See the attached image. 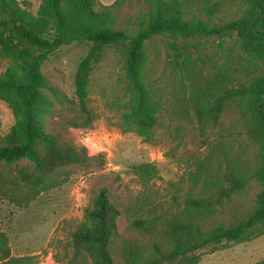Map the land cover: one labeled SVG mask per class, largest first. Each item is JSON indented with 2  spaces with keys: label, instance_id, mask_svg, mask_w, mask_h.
<instances>
[{
  "label": "trees",
  "instance_id": "1",
  "mask_svg": "<svg viewBox=\"0 0 264 264\" xmlns=\"http://www.w3.org/2000/svg\"><path fill=\"white\" fill-rule=\"evenodd\" d=\"M126 1L104 6L101 0H41L34 13L29 1L0 0V58L10 61L0 76V100L15 118L0 138V202L29 208L40 195L61 187L70 168L92 167L95 159L86 147L47 130L53 104L46 93L69 110L71 116L61 119L64 127L91 129L98 119L89 107L91 75L105 50L115 48L124 75L123 133L135 132L150 143L161 113L170 111L196 122L206 136L234 114L239 136L256 152L252 159L230 156L221 136L217 166L202 186L199 170L172 206L141 209L129 224L135 237H121L120 210L102 189L72 233L67 264H200L204 255L264 236V0H143L147 11L120 29L118 12ZM236 1L240 8L231 13ZM158 38L165 42L170 75L155 73L148 45ZM212 39L231 41L232 50L225 64L203 72L199 53L203 41ZM75 43L89 49L75 72L71 101L42 69L50 55ZM135 171L149 180L158 175L150 163ZM254 183L261 191L253 206H235ZM226 209L228 224L219 219ZM30 260L11 256L0 224V264ZM255 264H264V258Z\"/></svg>",
  "mask_w": 264,
  "mask_h": 264
},
{
  "label": "rangeland",
  "instance_id": "2",
  "mask_svg": "<svg viewBox=\"0 0 264 264\" xmlns=\"http://www.w3.org/2000/svg\"><path fill=\"white\" fill-rule=\"evenodd\" d=\"M115 1L101 0V3L110 6ZM34 2H30L31 10L36 13L41 0ZM147 8L143 0H127L118 12L119 28H127L128 19L138 17ZM238 8L236 1L231 13ZM88 49L87 43L61 47L50 55L42 69L60 95L71 101L75 99L74 75ZM148 50L156 63L157 76L164 70L170 75L164 39L151 41ZM231 50V41L223 44L217 39L203 41L199 53V60L204 62L201 64L203 72L225 64ZM9 66V60L0 58V76ZM46 95L53 104V113L46 119L47 130L60 133L77 147H86L88 155L95 160L89 169L70 168L71 176L61 187L40 195L29 208L21 209L7 201L0 202L1 229L9 238L11 256L29 257L31 260L25 264H67L72 252V233L84 220L85 211L102 189L108 190L110 200L120 210L117 229L121 237H135L137 235L129 229V224L141 209L172 206L174 199H181L191 186L192 178L199 170L202 175L199 186H202L204 179L217 166L215 154L220 156L221 150L217 152L216 146L221 136L224 149L230 156L243 153L245 159H252L256 152V146L239 136L241 130L234 114L226 116L223 125L206 136L200 133L196 122L172 116L170 111L161 113L150 143L135 132L123 133L120 125L121 105L126 100L124 75L122 58L115 48L105 50L91 75L89 107L98 115L91 129L64 127L61 119L71 116L69 110L49 92ZM14 124L10 108L0 100V138L5 137ZM146 163L154 164L158 170V175L151 180L135 171L137 166ZM260 191L256 183L252 184L247 193L237 198L235 203L239 204L235 206L252 207ZM219 219L228 224L229 209L220 212ZM263 258L264 236H261L250 243L204 255L200 264H255Z\"/></svg>",
  "mask_w": 264,
  "mask_h": 264
},
{
  "label": "crops",
  "instance_id": "3",
  "mask_svg": "<svg viewBox=\"0 0 264 264\" xmlns=\"http://www.w3.org/2000/svg\"><path fill=\"white\" fill-rule=\"evenodd\" d=\"M27 1H29V2H31V3H32V2H34V1H36V0H27ZM34 3H35V2H34Z\"/></svg>",
  "mask_w": 264,
  "mask_h": 264
}]
</instances>
